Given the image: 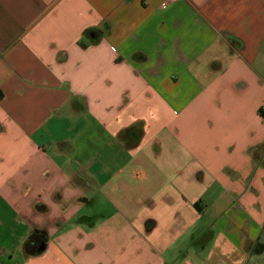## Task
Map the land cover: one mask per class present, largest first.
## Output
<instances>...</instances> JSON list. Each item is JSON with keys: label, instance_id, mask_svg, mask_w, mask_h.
Segmentation results:
<instances>
[{"label": "crops", "instance_id": "obj_1", "mask_svg": "<svg viewBox=\"0 0 264 264\" xmlns=\"http://www.w3.org/2000/svg\"><path fill=\"white\" fill-rule=\"evenodd\" d=\"M263 230L264 0H0V264H182L188 234L248 264Z\"/></svg>", "mask_w": 264, "mask_h": 264}, {"label": "rangeland", "instance_id": "obj_2", "mask_svg": "<svg viewBox=\"0 0 264 264\" xmlns=\"http://www.w3.org/2000/svg\"><path fill=\"white\" fill-rule=\"evenodd\" d=\"M201 230L202 229L196 232V236L201 232ZM191 237H193V234H188L182 239V264H185L189 260L188 258L190 257L191 252H193ZM261 241L264 243V230L262 231ZM189 243H191L192 246H190ZM248 264H264V254L261 257L251 259Z\"/></svg>", "mask_w": 264, "mask_h": 264}, {"label": "trees", "instance_id": "obj_3", "mask_svg": "<svg viewBox=\"0 0 264 264\" xmlns=\"http://www.w3.org/2000/svg\"><path fill=\"white\" fill-rule=\"evenodd\" d=\"M45 233L43 231H35L32 233L31 237L27 241L25 245V250L29 255H38L42 251L41 249H35L32 247L34 242L42 241V239H45Z\"/></svg>", "mask_w": 264, "mask_h": 264}, {"label": "built area", "instance_id": "obj_4", "mask_svg": "<svg viewBox=\"0 0 264 264\" xmlns=\"http://www.w3.org/2000/svg\"><path fill=\"white\" fill-rule=\"evenodd\" d=\"M171 1H173V0H171ZM165 7H166V5H163V6H162V8H165Z\"/></svg>", "mask_w": 264, "mask_h": 264}, {"label": "water", "instance_id": "obj_5", "mask_svg": "<svg viewBox=\"0 0 264 264\" xmlns=\"http://www.w3.org/2000/svg\"><path fill=\"white\" fill-rule=\"evenodd\" d=\"M43 249H44V247L41 248V250H43Z\"/></svg>", "mask_w": 264, "mask_h": 264}]
</instances>
